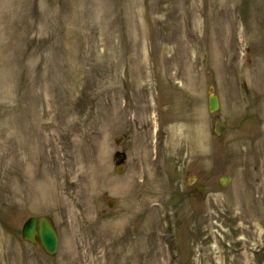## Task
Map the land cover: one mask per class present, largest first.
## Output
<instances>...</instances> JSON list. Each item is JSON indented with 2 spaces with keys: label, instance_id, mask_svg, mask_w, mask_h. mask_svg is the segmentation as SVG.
<instances>
[{
  "label": "rangeland",
  "instance_id": "obj_1",
  "mask_svg": "<svg viewBox=\"0 0 264 264\" xmlns=\"http://www.w3.org/2000/svg\"><path fill=\"white\" fill-rule=\"evenodd\" d=\"M263 121L264 0H0V264H264Z\"/></svg>",
  "mask_w": 264,
  "mask_h": 264
},
{
  "label": "water",
  "instance_id": "obj_2",
  "mask_svg": "<svg viewBox=\"0 0 264 264\" xmlns=\"http://www.w3.org/2000/svg\"><path fill=\"white\" fill-rule=\"evenodd\" d=\"M218 107V99L216 96L210 99V109L214 110ZM225 129V125L216 122L215 132L220 134ZM228 178L222 179V183H227ZM24 239L33 243H40L46 253L53 254L58 248V232L53 220L48 216L30 217L26 220L22 229Z\"/></svg>",
  "mask_w": 264,
  "mask_h": 264
}]
</instances>
